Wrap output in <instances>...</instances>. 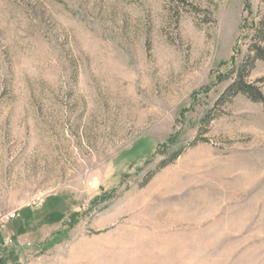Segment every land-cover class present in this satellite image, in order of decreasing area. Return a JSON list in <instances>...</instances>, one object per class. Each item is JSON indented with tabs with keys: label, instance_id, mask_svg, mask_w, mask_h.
Listing matches in <instances>:
<instances>
[{
	"label": "rangeland",
	"instance_id": "374dc122",
	"mask_svg": "<svg viewBox=\"0 0 264 264\" xmlns=\"http://www.w3.org/2000/svg\"><path fill=\"white\" fill-rule=\"evenodd\" d=\"M262 29L264 0H0V264H264V103L226 93L264 94Z\"/></svg>",
	"mask_w": 264,
	"mask_h": 264
},
{
	"label": "trees",
	"instance_id": "16d2710c",
	"mask_svg": "<svg viewBox=\"0 0 264 264\" xmlns=\"http://www.w3.org/2000/svg\"><path fill=\"white\" fill-rule=\"evenodd\" d=\"M259 40L255 44V51L256 56L260 59L264 60V29L260 30L258 32ZM231 90H234V93L236 92H243L245 94H249L253 100L263 102L264 103V94L262 91L258 88H256L254 85L247 84L243 77L238 78L235 80L228 88V92Z\"/></svg>",
	"mask_w": 264,
	"mask_h": 264
},
{
	"label": "crops",
	"instance_id": "0c3cea01",
	"mask_svg": "<svg viewBox=\"0 0 264 264\" xmlns=\"http://www.w3.org/2000/svg\"><path fill=\"white\" fill-rule=\"evenodd\" d=\"M8 234H12V220L10 221L8 228L2 229V232L0 235H1V237H3V240H6V238H7L6 235H8Z\"/></svg>",
	"mask_w": 264,
	"mask_h": 264
},
{
	"label": "built area",
	"instance_id": "2783aa9c",
	"mask_svg": "<svg viewBox=\"0 0 264 264\" xmlns=\"http://www.w3.org/2000/svg\"><path fill=\"white\" fill-rule=\"evenodd\" d=\"M14 217H15V215L9 214V215L5 216V219L9 221V220H12V218H14Z\"/></svg>",
	"mask_w": 264,
	"mask_h": 264
},
{
	"label": "bare ground",
	"instance_id": "6f19581e",
	"mask_svg": "<svg viewBox=\"0 0 264 264\" xmlns=\"http://www.w3.org/2000/svg\"><path fill=\"white\" fill-rule=\"evenodd\" d=\"M72 259V258H71ZM75 260V259H74ZM74 264V263H73Z\"/></svg>",
	"mask_w": 264,
	"mask_h": 264
}]
</instances>
